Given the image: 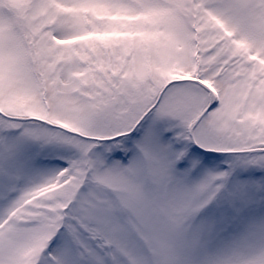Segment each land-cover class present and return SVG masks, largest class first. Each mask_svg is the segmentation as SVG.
<instances>
[{
  "label": "snow or ice",
  "instance_id": "snow-or-ice-1",
  "mask_svg": "<svg viewBox=\"0 0 264 264\" xmlns=\"http://www.w3.org/2000/svg\"><path fill=\"white\" fill-rule=\"evenodd\" d=\"M0 264H264V0H0Z\"/></svg>",
  "mask_w": 264,
  "mask_h": 264
}]
</instances>
